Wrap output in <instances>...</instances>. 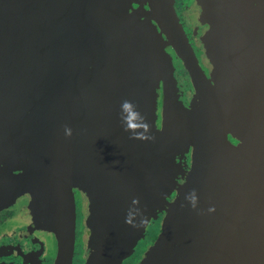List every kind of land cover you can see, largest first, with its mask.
<instances>
[{
  "label": "water",
  "instance_id": "water-1",
  "mask_svg": "<svg viewBox=\"0 0 264 264\" xmlns=\"http://www.w3.org/2000/svg\"><path fill=\"white\" fill-rule=\"evenodd\" d=\"M192 2L202 61L174 0H0V209L55 194L56 264L74 189L85 264L135 250L126 189L141 242L165 214L139 264H264V0Z\"/></svg>",
  "mask_w": 264,
  "mask_h": 264
},
{
  "label": "flooded vegetation",
  "instance_id": "flooded-vegetation-1",
  "mask_svg": "<svg viewBox=\"0 0 264 264\" xmlns=\"http://www.w3.org/2000/svg\"><path fill=\"white\" fill-rule=\"evenodd\" d=\"M196 3L192 0H175L174 8L182 23V27L194 48L197 57L202 61V50L196 43L197 34L204 32L208 27L199 26L193 21L196 15ZM201 28V29H199ZM172 54L173 50L169 49ZM175 76L181 82L184 90L189 89V74L180 60L174 55ZM207 74L208 71H206ZM232 138V137H230ZM234 144L238 142L231 139ZM76 225L75 248L72 264H85L86 251L84 248L86 210L85 198L74 189ZM123 200L122 217L127 224L128 234L133 236L136 248L130 257L122 264H139L141 261V247L146 240L153 244L159 235L161 217L152 224L149 232L141 242V199L140 190H133L134 196H128L130 189H126ZM28 195L20 197L12 205L0 209V264H56L55 244L58 236L55 228L59 202L52 196ZM136 195V196H135ZM57 202L58 205L54 204ZM113 219V216L111 217Z\"/></svg>",
  "mask_w": 264,
  "mask_h": 264
},
{
  "label": "rangeland",
  "instance_id": "rangeland-1",
  "mask_svg": "<svg viewBox=\"0 0 264 264\" xmlns=\"http://www.w3.org/2000/svg\"><path fill=\"white\" fill-rule=\"evenodd\" d=\"M174 1H175V0H174ZM187 168H188V167H187ZM187 168H186V170H187ZM179 181H180V183L182 182L181 179H180ZM173 195H174V194H173ZM174 198H175V196H172L171 199H170L169 201L174 200ZM161 215H162V214H161ZM161 215H160V217H161ZM160 217H159V218H160ZM164 217H165V215H163V218H162V220H161V222H160V225H159V232H160V230H161V227H162V224H163ZM159 218H158V219H159ZM156 223H157V221H156ZM148 232H149V231H148ZM145 237H146V236H145ZM144 239H145V238H144ZM144 239H143V241H144ZM150 245H152V244H150L148 240H146L145 243L142 245V247H141V254H142L141 258L143 257V255L145 254V252L147 251V249H148V247H149Z\"/></svg>",
  "mask_w": 264,
  "mask_h": 264
},
{
  "label": "clouds",
  "instance_id": "clouds-1",
  "mask_svg": "<svg viewBox=\"0 0 264 264\" xmlns=\"http://www.w3.org/2000/svg\"><path fill=\"white\" fill-rule=\"evenodd\" d=\"M122 107L125 108V109H127V108L129 107V102L125 101V102L123 103ZM125 127H126V126H125ZM126 128H127V127H126ZM71 131H72V130H71L70 127H68V126L65 127V133H66L67 135H70V134H71Z\"/></svg>",
  "mask_w": 264,
  "mask_h": 264
}]
</instances>
